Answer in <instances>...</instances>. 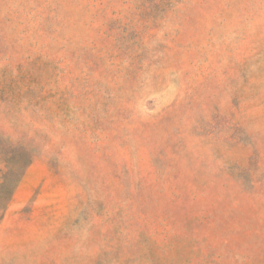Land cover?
Returning a JSON list of instances; mask_svg holds the SVG:
<instances>
[{"label":"rangeland","instance_id":"374dc122","mask_svg":"<svg viewBox=\"0 0 264 264\" xmlns=\"http://www.w3.org/2000/svg\"><path fill=\"white\" fill-rule=\"evenodd\" d=\"M0 264H264V0H0Z\"/></svg>","mask_w":264,"mask_h":264},{"label":"trees","instance_id":"16d2710c","mask_svg":"<svg viewBox=\"0 0 264 264\" xmlns=\"http://www.w3.org/2000/svg\"><path fill=\"white\" fill-rule=\"evenodd\" d=\"M3 184V183H2ZM11 191L7 194V196L3 199V201L6 203L7 201H8V199L10 198V196H11ZM3 205H4V203H3ZM5 206V205H4Z\"/></svg>","mask_w":264,"mask_h":264}]
</instances>
